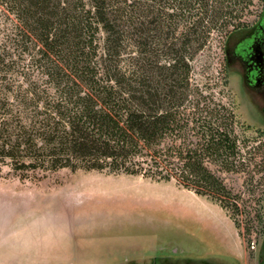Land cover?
Masks as SVG:
<instances>
[{
	"label": "trees",
	"instance_id": "obj_1",
	"mask_svg": "<svg viewBox=\"0 0 264 264\" xmlns=\"http://www.w3.org/2000/svg\"><path fill=\"white\" fill-rule=\"evenodd\" d=\"M215 1L0 0L14 45L42 73L0 77V162L175 179L235 211L228 198L238 195L211 167L236 169L235 112L191 82L208 22L232 12L230 0ZM154 264L218 263L166 256Z\"/></svg>",
	"mask_w": 264,
	"mask_h": 264
},
{
	"label": "rangeland",
	"instance_id": "obj_2",
	"mask_svg": "<svg viewBox=\"0 0 264 264\" xmlns=\"http://www.w3.org/2000/svg\"><path fill=\"white\" fill-rule=\"evenodd\" d=\"M226 4L230 15L208 22L191 82L207 101L235 112L242 140L236 169L211 167L238 195L228 198L236 210L175 179L68 167L26 172L0 162V264H154L166 256L264 264V86L250 88L243 63L233 58L236 42L261 18L264 0ZM10 26L0 5V77L41 79L37 64L14 45Z\"/></svg>",
	"mask_w": 264,
	"mask_h": 264
},
{
	"label": "flooded vegetation",
	"instance_id": "obj_3",
	"mask_svg": "<svg viewBox=\"0 0 264 264\" xmlns=\"http://www.w3.org/2000/svg\"><path fill=\"white\" fill-rule=\"evenodd\" d=\"M238 58L245 67L244 79L250 88L264 86V10L256 25L233 48V58ZM228 60H232L229 56ZM264 261V254H262Z\"/></svg>",
	"mask_w": 264,
	"mask_h": 264
},
{
	"label": "crops",
	"instance_id": "obj_4",
	"mask_svg": "<svg viewBox=\"0 0 264 264\" xmlns=\"http://www.w3.org/2000/svg\"><path fill=\"white\" fill-rule=\"evenodd\" d=\"M224 212L226 213V211L224 210ZM226 215L228 216V214L226 213ZM230 218V217H229Z\"/></svg>",
	"mask_w": 264,
	"mask_h": 264
},
{
	"label": "built area",
	"instance_id": "obj_5",
	"mask_svg": "<svg viewBox=\"0 0 264 264\" xmlns=\"http://www.w3.org/2000/svg\"><path fill=\"white\" fill-rule=\"evenodd\" d=\"M253 244L255 245V242H253Z\"/></svg>",
	"mask_w": 264,
	"mask_h": 264
}]
</instances>
